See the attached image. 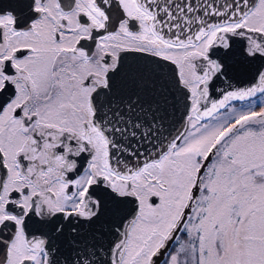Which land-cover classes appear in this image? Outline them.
<instances>
[{"label": "snow or ice", "instance_id": "1", "mask_svg": "<svg viewBox=\"0 0 264 264\" xmlns=\"http://www.w3.org/2000/svg\"><path fill=\"white\" fill-rule=\"evenodd\" d=\"M0 264H264V0H0Z\"/></svg>", "mask_w": 264, "mask_h": 264}, {"label": "flooded vegetation", "instance_id": "2", "mask_svg": "<svg viewBox=\"0 0 264 264\" xmlns=\"http://www.w3.org/2000/svg\"><path fill=\"white\" fill-rule=\"evenodd\" d=\"M4 6L7 8H10L16 12H22L24 9V5H20V4L14 3V2L6 3Z\"/></svg>", "mask_w": 264, "mask_h": 264}]
</instances>
